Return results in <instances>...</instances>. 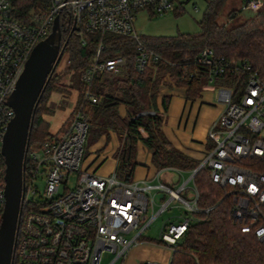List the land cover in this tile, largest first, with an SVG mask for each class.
<instances>
[{
    "label": "built area",
    "instance_id": "1",
    "mask_svg": "<svg viewBox=\"0 0 264 264\" xmlns=\"http://www.w3.org/2000/svg\"><path fill=\"white\" fill-rule=\"evenodd\" d=\"M191 1L50 0L48 9L32 11L26 20H20L14 15L13 0H0V230L7 201L2 147L15 117L8 101L33 50L52 33L56 17L62 33H75L82 44H86L85 35L89 33L115 34L131 40L136 49L134 69L142 73L163 57L137 32V14L147 11L151 16H161L181 11ZM263 6V0H246V8L255 13ZM68 38L61 47H67ZM106 47L103 42L99 44L82 73L84 103L99 102L92 90L99 76L120 74L127 65V57L122 54L105 57ZM196 61L209 68L212 82L230 72L245 74L247 80L240 91L226 86L218 89L225 109L211 125V147L206 148L190 178L174 189L163 182H126L116 172L104 176L81 169L90 127L82 105L71 114V123L61 136L49 137L39 148L32 149L29 142L12 264H101L104 253L115 255L109 264L122 259L124 264L126 255L156 217L172 202H181L188 214L179 223L165 224L160 235V240L172 249L195 220L194 213L201 211L197 206L199 191L194 183L191 187L188 183L203 169L230 199L234 222L243 232L252 231L264 241V79L250 64L218 56L211 47H205ZM175 171L182 173L180 169ZM74 173L78 179L71 188L69 180ZM40 182L43 190L38 186ZM153 191H161L169 198L159 212H155ZM129 233H133L131 238L126 237Z\"/></svg>",
    "mask_w": 264,
    "mask_h": 264
},
{
    "label": "trees",
    "instance_id": "2",
    "mask_svg": "<svg viewBox=\"0 0 264 264\" xmlns=\"http://www.w3.org/2000/svg\"><path fill=\"white\" fill-rule=\"evenodd\" d=\"M227 0H209L203 18L198 22L195 33L179 32L173 36H142L163 57L152 63L144 72L134 69L136 49L131 40L115 34H86V44L69 32L63 31L62 42L67 37L65 53L68 54L70 81H62L63 74L56 70L35 112L31 144L41 145L54 136L50 124L44 120L45 113H51L47 105L53 92L71 95V88H78L75 111L82 105V111L90 127L87 138L98 141L102 136L110 140V132L119 135L120 146L115 153V172L120 180L132 182L137 162L138 144L143 142L152 153V163L158 170L167 168L191 172L200 163L174 147L163 131L164 114L158 109V98L162 87L183 88L187 100L194 101L201 95L202 87L210 78L209 68L199 65L197 57L205 47L214 49L218 56L250 64L264 79V9L241 24L228 27L219 22V16ZM50 0H13L16 18L26 20L32 11L46 10ZM236 13L233 14L235 16ZM106 44L105 57L122 54L127 65L120 74H103L93 83L92 90L99 97L97 104L84 103L82 73L96 54L99 44ZM247 76L230 72L215 78L216 82L242 90ZM170 96L163 97L165 110ZM126 106L127 115L121 116L119 107ZM150 112L142 116L139 113ZM5 165L4 157L1 158ZM199 191L197 206L182 239L172 247L170 264H264V241L254 232H243L241 226L230 215L231 201L224 196V189L212 182L207 169L201 170L193 180ZM211 208L210 211H206ZM140 241L168 246L160 239L147 238ZM169 247V246H168Z\"/></svg>",
    "mask_w": 264,
    "mask_h": 264
},
{
    "label": "rangeland",
    "instance_id": "3",
    "mask_svg": "<svg viewBox=\"0 0 264 264\" xmlns=\"http://www.w3.org/2000/svg\"><path fill=\"white\" fill-rule=\"evenodd\" d=\"M194 5H196L197 7L195 8ZM207 7L208 0H193L189 3H186L183 10H172L161 16H151L147 11H141L136 16L135 27L137 32L142 36H173L178 34L179 32L195 33L199 30L198 22L203 18L204 12L206 11ZM263 9L264 6L261 10ZM234 13H236L235 16H233ZM255 14L257 13L246 8V0H227L218 20L221 24H224L228 27H234L253 17ZM67 63L68 54L65 53L59 65L58 71L63 74L62 81H64L66 85L71 79L70 72L67 69ZM210 86L213 89V93L217 103L220 104V101H218L217 99L218 89L224 86L229 87L230 85L222 84L214 80L212 85ZM71 92L72 93L69 96L67 94L65 95L63 93L55 91L51 94L47 103L48 107L52 109V112L50 114L45 113L43 118L50 124V132L58 134V136H61L66 128L70 125L71 114L75 112L74 107L76 105V96L79 92L78 88H71ZM98 141L92 140L89 137L86 139L84 155L81 161V169L86 168L91 171H96L97 173L104 172L108 169L109 161L111 158L103 162L99 159H96L99 154L94 151L93 148ZM111 143L113 145L115 144L114 138L112 139ZM34 147L39 148L40 145L38 143H34L32 145V149ZM210 147L211 144L210 142H208L207 149H209ZM110 150L111 149H109V151ZM168 173L169 175L168 177H166V175L161 172L158 182H164V180H166L164 183H167L166 185L174 189H177L191 176L190 172L180 173L175 170H171ZM77 179V173L71 175L69 180V186L71 188L77 184ZM38 186L40 187V190H43L44 186L42 182L38 183ZM188 186H193V182L190 181L188 183ZM61 190H63V187ZM152 194L154 195V197L157 196L155 198V212H159L162 206L160 202V196L161 194H163V192L153 191ZM167 200L168 199H166V201ZM186 214H188L186 206H184L181 202H172V204H170V206L165 211L160 213L150 224V226L145 230L144 236L158 241L160 239L162 228L165 224H168L170 222L179 223L182 217ZM132 235L133 233H129L126 234V237L131 238ZM128 255L129 253L124 259L125 264H128ZM114 257L115 255L113 253H104L101 264H109ZM122 261L123 259L116 262L115 264H121Z\"/></svg>",
    "mask_w": 264,
    "mask_h": 264
},
{
    "label": "crops",
    "instance_id": "4",
    "mask_svg": "<svg viewBox=\"0 0 264 264\" xmlns=\"http://www.w3.org/2000/svg\"><path fill=\"white\" fill-rule=\"evenodd\" d=\"M212 83L209 78L208 82L202 87L201 95L194 101L187 100L185 89L177 86L172 88L162 87L160 97L158 98V109L165 117L163 124L165 135L174 147L196 160H201L203 157L209 142V129L225 109L219 90L217 99L220 101V104L217 103L213 89L210 86ZM164 96H170L167 110H165L163 105ZM119 112L121 116L125 117L127 115L126 106L121 105ZM113 138L115 139L114 145L111 143ZM119 146V135L114 131L110 132L109 142H107V137L104 135L96 143L93 148L99 154L96 159L103 162L111 158L108 169L104 172H99V174L107 176L115 171L117 166L115 153ZM109 149L111 150L109 151ZM137 162L139 165L135 170L134 180L139 183L146 181L151 185H157L161 172L168 177V172L177 170L175 168L158 170L152 163V153L143 142H139L138 144ZM182 173L187 172L182 171ZM166 199H169L168 196L164 193L161 194V204ZM172 254L173 250L168 246L140 241L131 248L127 263L144 264L148 261H154L159 264H170Z\"/></svg>",
    "mask_w": 264,
    "mask_h": 264
},
{
    "label": "water",
    "instance_id": "5",
    "mask_svg": "<svg viewBox=\"0 0 264 264\" xmlns=\"http://www.w3.org/2000/svg\"><path fill=\"white\" fill-rule=\"evenodd\" d=\"M77 29V28H76ZM56 17L52 33L33 50L8 104L15 110L4 137L2 154L6 164V205L0 230V264H12L15 238L24 196V165L34 117L50 79L59 65L66 44ZM150 112L139 113L138 116Z\"/></svg>",
    "mask_w": 264,
    "mask_h": 264
}]
</instances>
